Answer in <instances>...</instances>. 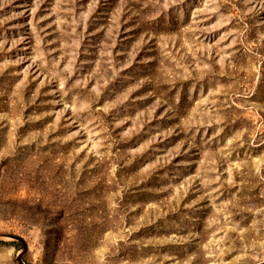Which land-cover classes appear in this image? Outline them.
<instances>
[{"label":"rangeland","instance_id":"1","mask_svg":"<svg viewBox=\"0 0 264 264\" xmlns=\"http://www.w3.org/2000/svg\"><path fill=\"white\" fill-rule=\"evenodd\" d=\"M0 264H264V0H0Z\"/></svg>","mask_w":264,"mask_h":264},{"label":"water","instance_id":"2","mask_svg":"<svg viewBox=\"0 0 264 264\" xmlns=\"http://www.w3.org/2000/svg\"><path fill=\"white\" fill-rule=\"evenodd\" d=\"M3 239H4V237L0 236V241L3 240ZM11 239H12V240L19 241V242L22 243V245H23L24 248H23V252L18 256V261H19V264H25V263L23 262V260H22V256H23L24 250L26 249V246H25L24 241H23L22 239H18V238H11Z\"/></svg>","mask_w":264,"mask_h":264}]
</instances>
